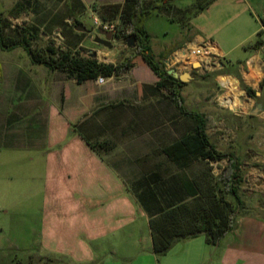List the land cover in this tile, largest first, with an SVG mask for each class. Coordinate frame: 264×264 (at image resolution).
<instances>
[{"label": "crops", "instance_id": "1", "mask_svg": "<svg viewBox=\"0 0 264 264\" xmlns=\"http://www.w3.org/2000/svg\"><path fill=\"white\" fill-rule=\"evenodd\" d=\"M45 1L0 3L8 2L5 8L11 9L24 2L32 10L43 8ZM53 1H70L75 16L88 8L124 2ZM202 1L142 0L150 10L144 29L152 53L157 59L165 54L164 61L170 56L176 59L177 52L190 46L207 45L222 57L221 71L256 92L243 115L257 108L251 118H264V51L247 48L261 40L264 0H212L196 11ZM169 28L175 29L170 41ZM0 51L15 54L0 65V152L19 154L20 167L43 177V257L62 264H264L262 206L259 212L239 216L236 228L215 246L197 236L175 242L163 256L153 254L148 228L151 212L141 202L188 200L190 181L199 167L196 161L179 167L163 152L191 131L194 123L179 112L165 88L156 86L158 78L139 57L130 69L97 84V79L77 83L64 73L33 65L21 48ZM95 51L98 62L116 64L117 60L106 59L110 51ZM250 58L252 70L245 66ZM188 72L191 79L178 89L184 108L185 97L191 93L185 88L201 75L197 69ZM220 162L226 165V160ZM212 174L216 175L214 169ZM137 220L144 222L145 235L135 230ZM113 241L144 246L134 254L116 257L118 245L107 244Z\"/></svg>", "mask_w": 264, "mask_h": 264}, {"label": "trees", "instance_id": "2", "mask_svg": "<svg viewBox=\"0 0 264 264\" xmlns=\"http://www.w3.org/2000/svg\"><path fill=\"white\" fill-rule=\"evenodd\" d=\"M211 1L203 0V6L196 11L203 10ZM25 4L16 3L9 14L18 17L27 10ZM197 4H201L200 0H197ZM93 11L102 22L118 21L119 27L114 33L116 40H126L127 43V40L132 38L135 42L132 53L117 64H106L98 62L96 58L80 56L69 46L60 53H56L49 46L43 51L36 50L31 42L38 36L39 27L30 25L20 28L17 36L7 35L6 26L9 20L3 17L2 12H0V50L10 51L21 48L31 64L43 65L48 70L64 73L77 83L95 80L98 77L118 76L130 69L134 65V58L139 57L158 78L156 86L165 88L179 112L192 119L194 123L191 131L163 150L165 155L179 167H189L194 161L209 165L210 162L226 160V165L218 175L212 174L210 167L206 170L200 169L192 175L190 181L192 193L187 194L188 200L141 202L145 205V209L151 212L148 228L152 252L157 257L163 256L175 242L197 236H203L206 244L215 246L223 236L236 228L237 218L246 213L247 202L241 198L240 193L244 183L243 162L233 152L218 151L210 142L206 133L207 119L204 114L185 111L178 92L185 83L173 78L164 69L162 61L166 57L165 54L157 59L152 53L148 43L149 36L144 29L150 10L143 6L142 0H124L122 5L112 4L98 9L93 7ZM261 45L262 40H257L247 48L258 49ZM240 86L249 97L256 98L254 90L241 81ZM89 145L93 149L96 147L93 144ZM98 145L97 147H100L101 144ZM16 264L21 263L18 261ZM28 264L61 263L51 258L39 257L35 260L29 258Z\"/></svg>", "mask_w": 264, "mask_h": 264}, {"label": "rangeland", "instance_id": "3", "mask_svg": "<svg viewBox=\"0 0 264 264\" xmlns=\"http://www.w3.org/2000/svg\"><path fill=\"white\" fill-rule=\"evenodd\" d=\"M71 4L70 1L60 4V1L46 0L42 3L43 8L27 9L15 19L9 14L10 9L5 8L8 2H1L0 11H2L3 17L9 20H7L6 34L17 36L20 28L36 25L39 27V33L31 42L32 47L36 50L43 51L46 46H49L56 53H60L69 46L80 56L91 57V54H96L95 49L101 48L110 51L106 59L117 60L116 64L119 58H125L132 53L133 48L127 47L126 40L114 38V33L119 27L118 21H103L114 27L112 48L106 49L95 44L92 40L97 35V30L93 27V19L100 20L98 15L88 8L84 13L75 16L74 10L70 7ZM45 5H50V7L46 8ZM90 5L91 3H89V7ZM76 27H84L85 31H77ZM168 31L170 41L175 34V29L169 28ZM79 43H82V47L77 45ZM14 55L0 51V65L6 60L14 59ZM184 71L188 72L189 69L181 67L177 70L178 73H184ZM230 71L233 72V70ZM227 73L228 71L222 70L215 74L196 76L184 90V92H191L185 97V109L205 115L207 136L218 151L233 152L243 164H246L243 168L244 183L240 193L241 198L247 202L245 212L255 213L259 212L260 206L264 207V118H249L250 112L248 115H233L215 104L214 96L218 90L216 76ZM20 160L17 153L0 152L1 264H16L18 261L21 264H28L29 258L35 260L45 255V251L40 245L41 212L44 205L42 200L43 179L40 178L42 176H39L36 170L20 167L22 163ZM224 166L225 163L222 162L211 165L208 163L198 164L199 170H206L210 167L214 169L216 175L221 172ZM134 228L138 230V235H145L147 232V228L141 220L136 221ZM114 243L113 241L111 244L109 242L107 244L115 245L116 248L118 244ZM143 246L140 243L134 247L118 245L115 255L116 257L131 255ZM59 262L62 264L63 261ZM64 263L66 264V261Z\"/></svg>", "mask_w": 264, "mask_h": 264}, {"label": "built area", "instance_id": "4", "mask_svg": "<svg viewBox=\"0 0 264 264\" xmlns=\"http://www.w3.org/2000/svg\"><path fill=\"white\" fill-rule=\"evenodd\" d=\"M261 23V40L262 45L260 49L264 51V16L260 19ZM94 29H102L104 31H110L113 33L114 27L100 21L98 18L93 19ZM176 59L173 57V66L175 69L180 67H186L188 69H194L193 63L197 65V70L201 72V75L215 74L221 71L222 57L207 45L190 46L187 49H183L175 54ZM247 69H253L252 59H248L245 62ZM261 74V72H258ZM106 78L98 77L97 84L105 82ZM216 82L218 86L217 93L214 96L215 104L224 110H227L233 115L247 114L248 103L250 97L241 89L238 79L227 74H220L216 76Z\"/></svg>", "mask_w": 264, "mask_h": 264}, {"label": "water", "instance_id": "5", "mask_svg": "<svg viewBox=\"0 0 264 264\" xmlns=\"http://www.w3.org/2000/svg\"><path fill=\"white\" fill-rule=\"evenodd\" d=\"M77 31H85L84 27H76L75 28ZM112 38H113V33L110 31H104L102 29H97V35L93 37V42L99 46H102L106 49H111L112 48ZM135 46L134 40L128 39L127 40V47L128 48H133ZM91 58H96V54L93 53L91 54ZM173 57L170 56V58L164 60L165 64L169 67V70H167V73L171 75L173 78H176L182 83H187L190 79L191 76L189 72H184L182 74H179L177 70L173 66ZM193 68H197V65H193ZM258 109L255 108L252 112L251 115H257Z\"/></svg>", "mask_w": 264, "mask_h": 264}]
</instances>
